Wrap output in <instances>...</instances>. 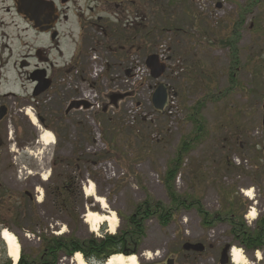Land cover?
Returning a JSON list of instances; mask_svg holds the SVG:
<instances>
[{"label": "rangeland", "instance_id": "1", "mask_svg": "<svg viewBox=\"0 0 264 264\" xmlns=\"http://www.w3.org/2000/svg\"><path fill=\"white\" fill-rule=\"evenodd\" d=\"M220 1L160 0L158 10L149 12V18L140 19L136 26L128 20L127 13L113 8L110 13L116 17L108 28L112 38L107 43L111 53L100 42L102 34L93 31L88 32L80 47L78 15L87 4L81 0L67 2L69 18L61 22L58 30L63 55L57 62L69 67L78 57L84 78L89 76L93 56L108 65L96 88L101 102H108L110 122L105 125L101 114L94 118L100 124L97 131L105 144L99 152H88L94 145L96 132L89 114L71 112L55 123L53 114L60 103L79 95L69 93L70 89L59 83L66 69L58 72V80L48 95L51 101H46V96L37 99L46 106L41 112L49 120V128L40 126L38 118L35 126L26 114L31 112L37 117L31 109L36 106L29 104L32 85L26 77L0 88V92L15 91L22 99L13 103L16 111L11 121L17 130L12 146L0 148V198L5 201L0 210V264L8 261L14 264L1 237L4 229L16 235L20 258L25 255L35 258L41 251L39 236L102 239L125 229L127 218L148 197L170 205L163 178L182 141L195 135L189 115L191 108L200 102L204 104L200 112L209 133L185 158L176 182L177 192L198 201L212 215L226 214L232 203H238L247 226L253 230L257 227L258 218L264 216V0H227L216 11L213 3ZM236 38L238 51L232 54L226 42ZM164 39H170L172 58L180 69L177 78L166 77L178 94L176 113L165 120L156 115L150 121L148 116L153 112L148 100H143L149 92L143 91L140 98L121 100L125 97L121 94L128 89L115 84L132 55L137 54L143 60L156 53ZM46 44L47 39L38 36V46ZM109 94L114 100L107 99ZM22 107L23 113L18 110ZM134 107L140 108L136 116ZM46 131L54 135V144L39 143L40 135ZM1 135L6 140L5 132ZM24 142L31 143L27 151L20 148ZM94 162L101 164L93 166ZM69 177L74 178L76 185L72 192L79 197L72 206L75 215L61 211L55 198ZM90 183L95 185V196L107 202V209L103 210L95 197L86 195ZM247 190H252V199L245 195ZM33 191L38 198L29 202L24 193ZM198 207L178 211L168 227L160 226L156 220L148 221L147 236L138 245L139 264L162 263L167 257L178 255L183 240L208 244L210 249L204 256L209 261L203 260V264H215L226 245L240 248L231 237L227 222L203 226ZM252 210L256 219L249 217ZM89 211L107 217L110 214L106 212H115L118 220L115 234L110 233L109 223L93 233L85 222ZM240 249L247 264H264V250L247 253ZM148 252L154 257L151 261L145 257ZM75 256H63L59 264H74ZM92 264L99 263L92 261Z\"/></svg>", "mask_w": 264, "mask_h": 264}, {"label": "flooded vegetation", "instance_id": "2", "mask_svg": "<svg viewBox=\"0 0 264 264\" xmlns=\"http://www.w3.org/2000/svg\"><path fill=\"white\" fill-rule=\"evenodd\" d=\"M45 2L53 1L56 5L58 21L55 29L46 32H38L36 22L33 19L27 18L21 15L17 3L15 0H0V88L9 86L14 80L20 77H26L28 81L31 82V97L29 104H34L35 108H31L37 117H39L40 126L49 128L50 122L44 117L42 113L46 106L44 107L38 98H44L46 93L35 98L34 88L36 83L33 79H50L52 81L51 89L55 86L59 77L58 72L62 70L64 65H60L57 62V58L63 55L61 46V33L58 31L63 20L69 18L67 14L68 1L69 0H42ZM87 6L80 8L81 11L78 15V26L81 33V43L80 47L83 45L84 39L89 31L98 32L103 30L105 34L106 30L111 27L114 21V16L111 15V10L113 8L120 9L124 13H127L128 20L133 22V25H137L140 19L146 21L149 18V12L154 13L158 10V3L160 0H81ZM112 22V23H111ZM111 23V24H110ZM57 33L55 38L52 37L53 33ZM38 36L45 37L47 39L48 45L38 46ZM79 45V43H78ZM58 74V76H57ZM5 90V89H4ZM49 90V91H50ZM49 93V92H48ZM21 99L20 95H17L15 91H5L0 92V148L5 146L10 148L12 146L11 140H14L13 134H16V124H13L11 118L15 113L17 101ZM11 100H14L12 102ZM22 100V99H21ZM48 101V100H46ZM51 101V100H50ZM67 102H61L60 106L54 111L53 117H55V123L62 121L64 117L69 115ZM40 104L42 107H40ZM25 107L19 108L20 112H24ZM42 111V112H41ZM28 112H26L27 114ZM19 127V126H18ZM5 132V139H3V134ZM11 142V143H10ZM17 144V143H16ZM31 143L24 142L20 147L22 151H27V145ZM56 161H54L55 163ZM76 185L74 178L69 177L66 180L64 187L58 189L57 196L55 197L61 211L67 212L71 211L72 215H75L72 207L78 193L75 195L72 192L73 186ZM1 187V185H0ZM63 189V190H62ZM39 190H36L38 193ZM24 198L29 202H32L34 198H38L35 192H25ZM23 204V203H22ZM4 207V202L0 201V210ZM110 213V212H106ZM166 213H169L167 211ZM178 213V212H177ZM199 214V213H198ZM175 213L172 218L174 219ZM158 224L161 226L160 217H155ZM173 221V220H172ZM186 243H191L187 240H183L179 246V254L176 256L167 257L164 261L155 262L153 264H203V260L208 262L209 259L204 255L208 252L210 247L207 243H201L204 246L203 252H198L195 249H190L186 251L184 246ZM191 244H198V242H192ZM125 250H127L125 252ZM128 257L133 254H138L139 257L140 249L138 246L134 248L125 247L122 249ZM220 256L216 259L215 264H221V252ZM76 253H74L75 255ZM183 255L184 257H179ZM225 264V263H224ZM226 264H232L231 259L228 258Z\"/></svg>", "mask_w": 264, "mask_h": 264}, {"label": "trees", "instance_id": "3", "mask_svg": "<svg viewBox=\"0 0 264 264\" xmlns=\"http://www.w3.org/2000/svg\"><path fill=\"white\" fill-rule=\"evenodd\" d=\"M136 26V25H135ZM132 31H135L133 29ZM105 32L100 31L102 38L100 40L103 43L104 49L108 52L111 50L108 48L107 43L111 34L107 29ZM171 39V38H170ZM226 42L233 53H237V44ZM105 42V43H104ZM93 43V42H92ZM111 47V46H110ZM173 53V51H171ZM79 58L75 57L73 60L74 66L80 67ZM81 70V68H80ZM173 88V85L170 84ZM175 90V88H173ZM178 95V94H177ZM64 100V98H63ZM203 103L200 102L196 107H192V114L189 115V122L194 125L195 131L189 138H185L182 141L178 153L167 168L166 174L164 175V185L166 187V193L170 198V205H165L162 202H158L151 197H148L143 204L138 206L135 210V214L127 218L126 228L120 230L118 234L104 236L102 239H96L93 237L87 239H76L75 236H39L41 241V251H38L35 258L32 256H22L18 264H59V260L63 257H72L74 253L81 252L86 261H97L99 264H104L110 256L122 253V249L125 247H135L142 243L147 236V222L153 220L155 217H160L161 225L168 227L172 222L173 214L182 210L183 208L188 209L192 207H198V213L202 218L203 226H211L214 223L227 222L231 227L230 235L233 240L238 243L239 247L243 248L248 253H254L255 251L264 250V216L260 217L257 221V227L253 230L248 227L244 219V213L240 210L238 203L231 204V211L226 214H215L212 215L204 207L198 205V201L193 198H185L178 194L176 189V182L180 174V170L183 169L185 158L201 144L203 137L209 133L208 124L202 118L200 109L203 107ZM108 112L102 111L101 116L105 125L109 124ZM160 118L167 119L166 116L159 115ZM2 188L0 187V190ZM0 201L4 202L0 198ZM232 202V201H230ZM169 211V213H166ZM6 264H11L9 261Z\"/></svg>", "mask_w": 264, "mask_h": 264}, {"label": "water", "instance_id": "4", "mask_svg": "<svg viewBox=\"0 0 264 264\" xmlns=\"http://www.w3.org/2000/svg\"><path fill=\"white\" fill-rule=\"evenodd\" d=\"M178 1H185V0H178ZM17 3L18 9L21 13V15L26 16L27 18L33 19L36 22L38 32H46L55 29L58 21V15H57V8L54 2H45L42 0H15ZM57 36V33H53L52 37L55 38ZM146 65L148 69L151 72V76L155 80H159L163 78V75L166 72V65L163 64L157 55H150L146 57ZM34 82L37 83L35 87L34 97H38L47 90L49 91L52 81L47 78H36L33 79ZM153 93L152 96V102L154 106V110L164 114L165 108L168 105L169 102V93H170V87L163 83L159 82L157 85V88ZM81 107L85 109L90 108V104L83 102V101H73L70 103L68 111L71 112V110L74 109H80ZM263 112H264V105H263ZM263 128H264V114H263ZM264 146V145H263ZM264 149V147H263ZM184 249L186 251H189L190 249H195L198 252H203L204 246L203 244H191L186 243L184 246ZM231 249L230 245H226L224 247V250L222 251V258H221V264H226L228 261V252ZM122 255H125L124 253ZM172 261H169V264Z\"/></svg>", "mask_w": 264, "mask_h": 264}, {"label": "bare ground", "instance_id": "5", "mask_svg": "<svg viewBox=\"0 0 264 264\" xmlns=\"http://www.w3.org/2000/svg\"><path fill=\"white\" fill-rule=\"evenodd\" d=\"M27 115L30 117L31 121L34 125L37 123V117L34 116L31 112L27 113ZM42 145L48 146L55 143V137L52 133L46 131L44 134L40 135V141ZM44 176L43 178L46 179ZM87 196H92L96 198L97 203H99L103 210L108 208V204L105 201L104 198L95 196V185L94 183H90L87 188L85 189ZM245 195L252 199L253 192L252 190H247L244 192ZM110 217L99 215L98 213H94L92 211H89L85 215V222L88 224L91 228V231L93 233L99 232L101 226H103L105 223H109L110 227V233L115 234L117 230L118 220L115 212L109 213ZM249 217L252 219H256V212L255 210H252ZM1 237L3 241H5L7 248H8V255L13 260L14 264L19 262L20 259V244L16 237V235L12 232H9V230L4 229L2 231ZM145 257L148 261H151L154 257L152 256V253L148 252L145 254ZM231 259L234 264H247V258L245 257V254L243 253V250L240 248H233L231 252ZM258 259L261 260V255L258 254ZM74 264H88L82 254H77L74 258ZM106 264H139L138 258L136 256H130L125 257L123 255H114L109 258V260L106 262Z\"/></svg>", "mask_w": 264, "mask_h": 264}, {"label": "built area", "instance_id": "6", "mask_svg": "<svg viewBox=\"0 0 264 264\" xmlns=\"http://www.w3.org/2000/svg\"><path fill=\"white\" fill-rule=\"evenodd\" d=\"M163 48L164 50H162V58L164 60H167L166 47L164 46ZM131 69L133 71V78L125 79V83L130 86H136L142 83L144 81V78L147 76V69L145 68V66L139 60H135L134 63L132 64ZM94 71H95L94 76L96 77L98 76L101 69L99 70V68H96ZM96 98L97 95L93 92H87L85 94V99L90 100V102L94 104L93 109H99L101 107V105L96 101ZM172 104L175 106V102H172Z\"/></svg>", "mask_w": 264, "mask_h": 264}]
</instances>
